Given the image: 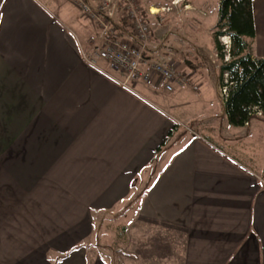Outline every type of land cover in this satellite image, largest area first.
<instances>
[{
	"label": "crops",
	"instance_id": "crops-1",
	"mask_svg": "<svg viewBox=\"0 0 264 264\" xmlns=\"http://www.w3.org/2000/svg\"><path fill=\"white\" fill-rule=\"evenodd\" d=\"M138 3L153 24L149 54L164 55L180 27L148 12L168 3ZM262 5L254 0L256 58H264ZM78 12L66 0H0V264H110L96 246V212L119 208L134 254L264 264V161L244 148L250 139L235 138L246 127L227 116L226 134L202 126L213 113L209 93L202 114L187 116L158 77L128 87L107 61L90 65L82 50L99 44V32L88 39ZM185 40L187 56L175 65L202 86L201 59L216 48ZM262 121L249 125L264 138ZM175 123L195 129L176 139L178 125L157 154Z\"/></svg>",
	"mask_w": 264,
	"mask_h": 264
},
{
	"label": "rangeland",
	"instance_id": "rangeland-1",
	"mask_svg": "<svg viewBox=\"0 0 264 264\" xmlns=\"http://www.w3.org/2000/svg\"><path fill=\"white\" fill-rule=\"evenodd\" d=\"M66 1L68 3L70 2L75 7H77V9L79 10L78 18L80 19L82 25L86 26V28H90V30L88 31L89 33L88 39H90L91 37H95V35L99 32V28L97 24L82 13L80 8L78 7L79 5L77 4L78 2H76V0H66ZM136 1L138 3L139 0ZM142 1H151L153 3L156 2L168 3V6L166 7H171V10L169 11L171 12L170 13L171 17L166 18V21L161 24L165 25L166 22H170L172 19L174 20L173 22L175 24L173 25L180 27L176 29V33L172 34V37L176 38V40L172 41L171 43H169L168 40V43H166L167 44L166 46H171V48L173 49L172 57L174 58L175 61L174 64H176L177 61L183 63L184 59L187 56L185 51H183L182 49L183 48L187 49L190 46V44H188V42H186L185 40V37H188V34L191 37H199L201 42L205 46L208 47L215 46L212 34L214 27L219 19V5L221 0H179L178 4L175 3L176 0H142ZM123 3H124L123 0H120L116 6V10L118 13H116L115 17L118 22L120 21L121 17L124 14V11H122ZM187 3H192L196 8L195 10L191 9L192 12L191 13L189 12L190 14L182 11V9L185 8L184 4ZM138 5L140 6V3H138ZM140 8L144 14L145 10H143L142 7ZM262 9L264 10L263 5H262ZM144 16L146 17L145 14ZM149 22L153 30V24L151 23V20H149ZM190 26H194L193 28L197 29L196 31L198 35L195 34L193 30H190L189 28ZM179 29H181L182 32L179 33ZM224 36L227 38L229 37V35H224ZM222 37L223 36H221L219 40L222 47L225 48V46L223 45V41L221 39ZM178 39L181 41H185L186 46L183 47L179 42H176ZM158 41H156L157 42L156 44L159 45L161 41L160 42ZM95 42L96 41H94V43ZM231 50H233L232 39H231ZM201 62L207 64L205 73L208 78L206 79L205 83L202 86L199 84V90H194L191 86H188V88L184 89L182 96H179L178 90L176 91L166 90L165 96L168 97L170 101H174V103H178V104L184 103L185 105L182 111L186 113L187 116H191V115L198 116L202 114V111L205 108L204 107L205 94L209 93L210 94L209 101L211 100L213 102V107H212L213 113H211L210 116H208L207 118L205 117L203 122H199V123H202L203 124L202 126H207V125L215 126V128L218 129L219 133L226 134L228 130L227 131L225 130L227 126V123H225V119H224V117L226 116L225 103H224V98L221 96V92H220V87H221L220 66L222 62L218 56H215V50L212 58H210L209 60L201 59ZM178 70L181 71V68L180 69L178 68ZM259 118L263 120L262 123H264V116ZM199 119L201 120V118ZM199 119L198 121H200ZM257 123L258 122H256V124ZM249 124L244 125L246 127V131L243 130L241 135H236V137L234 135V137L235 138L240 137L243 139L247 137V139H250L247 142H251V143L249 145H245L244 148L246 150L248 149L252 151V153L249 154L253 157V159H255L256 162L257 161L263 162L264 138L260 136V131L256 132L257 131L256 130L255 132H253V128L250 129ZM172 127L174 128L175 125H173ZM194 129L195 127H193L191 123H185L179 125L178 132L186 131L191 133L192 130ZM201 129L198 130L199 133L200 132L204 133L205 129H203L202 127ZM176 135L177 134L175 133L174 136ZM142 177H145L144 173L139 178V185L142 182L141 181ZM117 210L114 209L110 211H102L100 213L96 212V219H97L96 233H98V235L96 234L97 235L96 246H99V248H97L99 251L101 249L102 251L101 254H106V257L109 260L110 264H127V263L128 264H164L161 263V261L159 260L151 258V254H134V245H135L133 243L134 240L132 238L129 239V237H127L129 234H126V230L122 225L123 221H121L122 220L121 216L124 214V212L122 211L118 212ZM97 249L95 250V252L97 251ZM181 261L182 259L181 258L178 259V257L174 259L175 264H181Z\"/></svg>",
	"mask_w": 264,
	"mask_h": 264
},
{
	"label": "built area",
	"instance_id": "built-area-1",
	"mask_svg": "<svg viewBox=\"0 0 264 264\" xmlns=\"http://www.w3.org/2000/svg\"><path fill=\"white\" fill-rule=\"evenodd\" d=\"M119 1L97 0L93 3L90 0H76L82 13L94 21L99 28V44L82 50L83 59L96 68L101 61H107L112 68L125 77L123 81L125 86H128L132 80L152 83L158 77L167 91H174L176 87L183 86H192L194 90H199V85L192 84L191 78L179 71L174 64L171 46H166L164 55L150 56L152 28L136 0H123L122 11L131 23L130 29L126 30L122 23L116 20L115 16L118 13L116 6ZM153 8H149L150 15L154 16L155 21L164 23L166 13L171 10V7L155 8V10ZM180 32H182L181 29H179ZM224 37L221 39L225 46V61H228L231 38ZM178 40L177 42L184 47L185 41ZM215 56H218L216 49ZM228 84L229 74L225 72L224 85L220 87L221 96L224 99L228 96ZM254 111H257V116H263L262 111L258 109ZM248 124L249 122L246 123Z\"/></svg>",
	"mask_w": 264,
	"mask_h": 264
},
{
	"label": "trees",
	"instance_id": "trees-1",
	"mask_svg": "<svg viewBox=\"0 0 264 264\" xmlns=\"http://www.w3.org/2000/svg\"><path fill=\"white\" fill-rule=\"evenodd\" d=\"M126 30L131 23L125 14L120 19ZM257 34L254 0H221L219 19L213 30V40L220 66L221 85H224V73L229 74V92L224 99L228 123L234 127H243L254 118H259L254 109L262 111L264 116V58L252 54V46ZM229 35L233 42L230 59L225 61L226 52L219 38ZM178 124L172 128L166 141L157 149V154L172 144H168L175 135ZM183 132L176 137L178 139Z\"/></svg>",
	"mask_w": 264,
	"mask_h": 264
},
{
	"label": "bare ground",
	"instance_id": "bare-ground-1",
	"mask_svg": "<svg viewBox=\"0 0 264 264\" xmlns=\"http://www.w3.org/2000/svg\"><path fill=\"white\" fill-rule=\"evenodd\" d=\"M176 2H179V0H176ZM176 2H175V3H176ZM153 9L155 10V8H153Z\"/></svg>",
	"mask_w": 264,
	"mask_h": 264
}]
</instances>
